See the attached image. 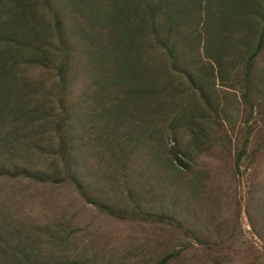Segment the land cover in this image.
Returning <instances> with one entry per match:
<instances>
[{
  "label": "rangeland",
  "instance_id": "rangeland-1",
  "mask_svg": "<svg viewBox=\"0 0 264 264\" xmlns=\"http://www.w3.org/2000/svg\"><path fill=\"white\" fill-rule=\"evenodd\" d=\"M255 2L0 0V39L16 28L20 3L54 61L50 71L9 69L10 43L0 45V236L17 256L264 264V48L249 65L264 10ZM164 73L177 79L176 106L162 92L148 106ZM17 100L32 135L25 153L10 142L23 123ZM202 133L205 150L195 142ZM14 260L1 264L23 262Z\"/></svg>",
  "mask_w": 264,
  "mask_h": 264
},
{
  "label": "trees",
  "instance_id": "trees-1",
  "mask_svg": "<svg viewBox=\"0 0 264 264\" xmlns=\"http://www.w3.org/2000/svg\"><path fill=\"white\" fill-rule=\"evenodd\" d=\"M255 2V0H253ZM258 3L261 4V9L262 11L264 10V3L262 0H258L255 2V5H257ZM19 7H21L22 9V13L20 14V19H19V22H17L16 24V28L14 30H11L9 31V36L7 39H0V45L3 44V43H10V44H6L8 45V47L10 48L9 49V52L8 53H11L12 55L10 57L6 56V60H5V63L3 66L7 67V68H13L14 65H16V67L20 66L21 68L23 67L25 70H34V69H37L38 67H44L46 68V70L50 71L51 69H49L50 65H53L54 61H52L51 59V56H50V52L46 49L47 48V45H44V44H36V41L37 40H40L42 41V39H39V35H38V32L36 30V27H29V25H31L29 22L27 26H25V20L26 19H29L32 18L34 19L35 18V15L32 14V16H29L31 10H27L25 11L21 4H17ZM33 6V5H32ZM31 6V7H32ZM249 10V12L253 13V9H247ZM29 13V14H28ZM255 14V12H254ZM256 16V14H255ZM261 19L263 20V31H262V35H263V38H262V41L260 43V45L258 46L257 48V51L252 55V57L250 56V59H249V65L251 66L250 68V71L252 72L251 69H254V64H255V60L257 59L258 55L260 54V52L263 50L264 48V13L260 16ZM18 27H22L24 28L25 30H27L28 32H26L25 30H21L19 29ZM154 28V36L153 37H150V39L152 38V40L154 41V37L156 38L157 40V46L159 47V42L161 39V29L157 30L156 29V26L154 25L153 26ZM158 31V32H157ZM47 32V31H46ZM46 38H49L48 36H45L44 39ZM150 40V41H152ZM13 46V48H12ZM157 46L155 45L154 42H152V45H151V48L152 49H157ZM166 47V46H165ZM29 54V55H26V54ZM25 59V61H23L22 63H20V61L22 59ZM70 56L69 54H65V57L63 59V63L60 64L59 67H57L55 69L56 71V74L61 76L62 77V80H67V76L69 75V70H70ZM10 71V77L12 78L11 81L14 83V85L16 86V84L18 82H16V76L14 73H13V70H9ZM250 72V74H251ZM165 74L167 73H164V75H159V74H156V77H154V81L157 82L158 84V89H157V93L155 94L156 90H150L148 93H147V100L148 101V106L150 104V106H154V104L156 102H154V100L156 99V96H157V100L159 99L158 98V94L162 92V97L163 98H166L167 100V104H175V105H172V106H176V103H177V99H178V91L176 89V84H177V79L175 78V76L172 74L170 75V73H168V75L165 76ZM251 77V76H250ZM19 81V80H18ZM163 86V87H162ZM29 92L31 93V89L29 88ZM248 92V94H247ZM256 93V90L255 88L253 87H250V89H248L247 91H245L243 93V99L247 102L248 101V98L249 97H252L254 94ZM27 92H25L24 90V93L22 96H27ZM249 96V97H247ZM19 99H22L23 98H19ZM18 99V100H19ZM18 100L16 101V104L18 102ZM208 101V100H207ZM139 102H142L139 100ZM210 101H208L209 103ZM139 104V103H138ZM13 105V104H12ZM18 105V104H17ZM206 105V104H205ZM207 106V105H206ZM19 111V115L17 113V116L16 118H19V121L23 122L22 124H20L18 130H19V135H16L10 142H14L16 143V151L18 152H23L25 153L26 149L29 148V143L31 141V136L29 132V129L27 128V122L25 120H20V118L24 117L25 118V112H24V108L21 107L20 105L17 106ZM16 107V108H17ZM194 108V107H193ZM192 108V111L195 112V113H200V119H196V120H200L199 122L200 123H207L209 121V118L211 117L212 118V115L210 113H208V111L206 110H203L202 112H199L198 109H199V105H197L194 109ZM208 108V107H207ZM196 109V110H195ZM22 110V112H21ZM98 110V108L96 109ZM2 114L0 113V118ZM32 118V116H31ZM69 124V123H68ZM10 129H13V128H10ZM204 136H203V133L200 135V137H197L195 139V142H199L200 146H201V150H205V146L207 145V141L206 144H203L201 142V140H203ZM65 139H63L64 141ZM231 142V141H230ZM246 145V144H245ZM245 154V148L242 149V151H240L239 155H238V161H241L242 160V157L244 156ZM173 157V162L172 164H177V165H184L183 162L181 160H179L175 155L172 156ZM2 230V229H1ZM64 228H62V230L60 231H63L64 233ZM2 233V232H1ZM57 236V234H56ZM55 235L53 236V240L56 241V245H57V248H59V246H63L64 244H62L61 241H63V239H59V238H55L56 237ZM55 243V242H53ZM9 242H7L5 240V237L4 236H0V264L3 262V260H7V261H11V260H14V259H20V261H23L22 264H58V261L56 258H54V256L51 258V257H48L50 255H53V252L51 251H48V255H45V253H42V254H39V253H35V252H32V251H28L27 249V252H29L28 254L26 253H22V254H19L17 256L18 253H16L12 247L10 246L9 247ZM6 248H10L9 250L5 249ZM56 255V254H55ZM178 255L176 254H168L163 260H162V264H168L169 262L173 261L175 257H177ZM16 261V260H14Z\"/></svg>",
  "mask_w": 264,
  "mask_h": 264
}]
</instances>
